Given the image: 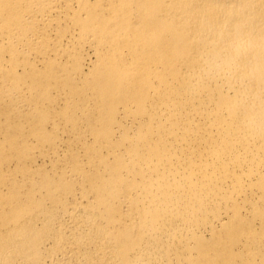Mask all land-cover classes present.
I'll use <instances>...</instances> for the list:
<instances>
[{
    "label": "bare ground",
    "instance_id": "bare-ground-1",
    "mask_svg": "<svg viewBox=\"0 0 264 264\" xmlns=\"http://www.w3.org/2000/svg\"><path fill=\"white\" fill-rule=\"evenodd\" d=\"M0 264H264V0H0Z\"/></svg>",
    "mask_w": 264,
    "mask_h": 264
}]
</instances>
